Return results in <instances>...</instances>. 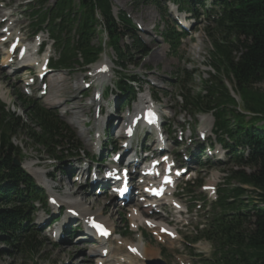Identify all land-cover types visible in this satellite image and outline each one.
I'll use <instances>...</instances> for the list:
<instances>
[{"label": "trees", "instance_id": "obj_1", "mask_svg": "<svg viewBox=\"0 0 264 264\" xmlns=\"http://www.w3.org/2000/svg\"><path fill=\"white\" fill-rule=\"evenodd\" d=\"M49 1L33 0L30 6L33 17L47 24L57 43L59 69H84L112 50L117 57L115 86L119 92L131 93L133 83L143 82L140 75L129 72V67L135 61L133 46L137 52H146L145 44L136 35L137 27L128 14L124 10L115 14L113 0H56L48 6ZM193 1L204 4L207 0ZM215 2L222 7L223 15L210 51L213 72L209 79H201L199 91L186 87L195 80V73L190 72L187 79L177 75L176 82L185 100V110L195 117L213 114L219 132L230 137L225 147L237 153L236 164L252 169L251 173L232 171L230 180L240 186L230 189L229 181L228 188L221 191V206L232 211L216 226L222 260L224 264H264V92L254 87L264 81V0ZM159 34L174 49L178 47V35L167 22ZM128 36L133 39L131 46L121 43ZM227 80L233 83L242 105ZM19 99L25 117L0 103V239L33 258L39 255L42 241L38 233H28L19 226V221L29 215L34 201L45 199V194L36 182L37 177L29 174L20 161L16 163L18 155L22 161L26 157L13 139L24 136L31 146L57 162L74 157L79 143L57 114L27 101L21 94ZM246 193L250 205L241 201ZM47 207L43 204L42 209Z\"/></svg>", "mask_w": 264, "mask_h": 264}, {"label": "rangeland", "instance_id": "obj_2", "mask_svg": "<svg viewBox=\"0 0 264 264\" xmlns=\"http://www.w3.org/2000/svg\"><path fill=\"white\" fill-rule=\"evenodd\" d=\"M55 1L56 0H50L48 6L52 5ZM5 3H11L13 7L17 8V13H21L22 9L20 4L23 3V0H0V18L7 14L3 9V5ZM113 7L115 14H117L121 10L127 12L138 27L136 30V35L145 44L146 52H137L135 46H133L134 50L132 51V54H134L135 56V61L130 65V69L136 73H139L140 75H143L144 77L142 78L144 79V82L142 83V90L140 91L137 99L132 104V106H125L124 108H122L119 104L125 98V96L120 93L116 94L114 85L115 80H117V57L112 50H109L105 54H102L99 62L94 64L91 67V70H94L98 66V64L103 61H107L108 59L112 62L111 65L114 70L113 73L104 77L101 81L105 87L107 86V88L109 87L114 89L113 94H110V96L106 97L103 101L105 112L104 115L106 117H109L110 113L114 111V109H118L117 115L112 118V121L115 125L117 122L122 121L126 117L128 109L138 107L139 103L142 100L152 95V89L154 92L165 90L166 97H164V95L160 93H158V95L161 97L160 106L163 107L165 114L168 116L167 118H169L170 121H175L172 130L179 129L181 125H190L191 127L195 126L197 131L196 133L193 132V134L197 136V133L199 134L202 129L209 127V125H205V119L211 115H206V118H204L205 116H200L198 118L199 121L196 122L195 118L190 113L182 111L181 105L178 104V101H175L174 99V96L178 95L181 91L179 88L180 85L178 86L175 77H177L178 71H196L197 74L194 77L195 80L186 84V87L188 89H192L194 91H198L201 88L202 81L200 76H202V79L210 78V74H208L211 69V67L209 66V52L213 48V43L211 36L206 31L207 26L198 27V32L193 35L192 38L186 39L180 51L175 54L170 52L169 46L159 34V32L163 31V29L165 28L166 20H170V22L172 23L171 20L173 19V17L171 14L175 9V5H173V3L169 2L168 0H113ZM163 9L169 11L172 19L170 17H163ZM22 24L24 26H27L28 22L23 19ZM41 35L43 39H47V34L45 32H42ZM102 37H104L105 42H108L106 34H103ZM121 43H124L125 46H131L133 45V39L128 36L124 38ZM85 70L86 68H77L75 71H56V73L51 75V79H49L51 83L50 91L46 98L43 100L50 107L58 110L65 120L68 119L66 121L76 131V136L78 140L81 141V144L83 146V151L80 155L81 158H83L82 155H86V153H89L90 155L93 154L92 139L90 137H92L94 132L98 131L94 119L91 120V123H88L85 126V121L88 120V117L93 116L91 99L94 91L93 88H97V84H94L92 85L93 87L91 88V91H86L83 80L84 78L86 81L90 79L89 77H86L87 74ZM33 73L34 71H32V74ZM26 74V71L22 72L21 76L19 77V75H12L11 71L6 70L5 76L7 77V79L5 78L3 82V94L8 96L4 97L2 95V98L4 100H9L7 102V105L11 107L12 110L16 111L17 114L23 117H25V112L23 111L22 107L18 109V105L15 104L17 100L15 93L20 89L24 91V81L26 78ZM146 81L150 83V86L147 85ZM97 82L101 84L99 80L96 81V83ZM227 84L231 88L233 95L236 96V99L238 100L240 105H242L240 96L236 95L233 91V83L227 80ZM254 87L261 92H264V81L254 84ZM98 123L101 124V120ZM212 129H214L213 126ZM186 133H189L190 135V131H186ZM208 136L212 141L213 139H215V136L212 132H209ZM197 140H199L198 137ZM13 141L15 144L20 146L22 155L26 157L24 158V161L23 163H21V165L23 166L25 164V166L30 171L37 173L41 180L35 178V176L34 178L36 179L37 183L40 186L45 187L49 193L54 187V191H56L55 193L62 194L63 197L65 196L66 192L79 191V199L87 205L93 203L94 209H98L104 206V199L101 196L97 195L95 191L90 190L87 187L83 188L78 184H72L69 178L66 177V175L62 172V168H64V166L76 169L75 163L70 164L68 162H61L57 164V167H51L48 165L47 158H45L47 157L45 152L31 146L26 141L24 136L18 138L16 137L13 139ZM199 142L200 141H198L197 143ZM193 151H197V149L194 148ZM206 153L207 151H205L200 158L204 163H206V165H204V167H198L197 169V180L203 181V185L210 183L209 180H212L219 184L220 189H224L228 187L227 180L228 176L232 174V170H245L247 173L252 172L251 168L235 165L234 162L231 161L229 154L226 153V151L222 153V155L224 156L223 163L218 162L219 157H215L214 159L208 158L205 155ZM20 157L21 155H18L16 159L21 162V160L19 159ZM194 159L198 160L199 157H194ZM76 160L77 159H73L72 162H75ZM29 161H32L35 166H33L32 162ZM230 181V189L240 186L236 181ZM203 185H196L193 188V190H195L196 199L200 204H203V198L206 197V201H208L210 204L212 199L207 197V193L202 189ZM185 186L186 184L184 183L181 185V189L179 190L181 193L184 190L182 187ZM246 189L250 190V187L246 186ZM72 194L75 196V193ZM249 197L246 193L241 197V201L245 202V204L250 205L252 202ZM189 198L190 197L188 196H183L181 198L183 203H185L187 206L193 204V201H190ZM7 207L13 208L15 207V205ZM109 209L110 211L108 218L115 221V227L118 232L122 231V228L125 226L124 215L126 213V210L112 206ZM207 209H209V207H207L206 210ZM201 215H203L201 211H194L190 216L192 218L197 216L199 218H202ZM43 216L44 215H41V218ZM64 216V214L61 216V220L64 218ZM81 223L82 224L79 228V231L87 230L85 227L86 221L83 218L81 220ZM196 224L197 221H194L193 225L195 226ZM185 234L195 235V231H193V228H190ZM139 236V233H137L132 237H129L128 240L133 238L138 242L137 239L139 238ZM48 237L49 234L46 235L45 232L41 233L40 240H42V248L39 255L33 258L29 257L25 253L19 251L17 252V250L13 246L5 243L3 239H0V264H95L94 260L90 259L85 254V251L83 249L84 247H82L83 245H81L80 242H77V244L73 245H70L66 242L65 244H63V246L54 247L50 243ZM140 243H142L141 240ZM146 244L148 248H154L156 253L165 250V257L170 262L175 263V256L179 254L178 249H175V246H180V244L167 243L164 245L155 240L152 242L146 241ZM180 248L182 249V246H180ZM183 252L188 251L184 249ZM198 252H202L204 256H211V244L205 241L201 242L195 248V253Z\"/></svg>", "mask_w": 264, "mask_h": 264}, {"label": "bare ground", "instance_id": "obj_3", "mask_svg": "<svg viewBox=\"0 0 264 264\" xmlns=\"http://www.w3.org/2000/svg\"><path fill=\"white\" fill-rule=\"evenodd\" d=\"M207 123H209L210 125H212V122H211V120L209 119L208 121H207ZM30 171V170H29ZM34 176H36L37 177V179H40V177L38 176V174L37 173H35V172H32V171H30ZM41 180V179H40ZM73 195V194H72ZM72 195H70L69 194V196H72ZM73 198H75V196L73 195ZM77 198V197H76ZM76 206L77 207H80L85 213H87V214H94L95 212H93L92 210H91V206H89V207H85L81 202H79V201H77L76 203ZM84 213V215L86 216V214ZM135 219H138V216L137 217H134ZM139 220H140V217H139ZM107 221V220H106ZM82 224V223H81ZM112 226H114V223H110ZM85 227H86V229H87V226H86V224H85ZM143 252H144V254H145V256H149L148 255V251H147V249L146 248H144L143 249Z\"/></svg>", "mask_w": 264, "mask_h": 264}, {"label": "snow or ice", "instance_id": "obj_4", "mask_svg": "<svg viewBox=\"0 0 264 264\" xmlns=\"http://www.w3.org/2000/svg\"><path fill=\"white\" fill-rule=\"evenodd\" d=\"M96 227L100 228V230L106 235L107 232L106 230H104L103 226L102 225H96Z\"/></svg>", "mask_w": 264, "mask_h": 264}, {"label": "water", "instance_id": "obj_5", "mask_svg": "<svg viewBox=\"0 0 264 264\" xmlns=\"http://www.w3.org/2000/svg\"><path fill=\"white\" fill-rule=\"evenodd\" d=\"M16 163H20L19 161H16ZM154 264H162L161 262H155Z\"/></svg>", "mask_w": 264, "mask_h": 264}]
</instances>
